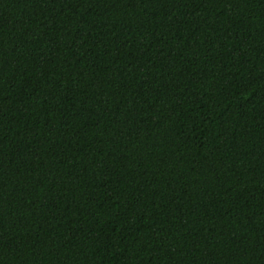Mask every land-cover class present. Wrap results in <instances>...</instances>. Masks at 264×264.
<instances>
[{
  "label": "trees",
  "instance_id": "obj_1",
  "mask_svg": "<svg viewBox=\"0 0 264 264\" xmlns=\"http://www.w3.org/2000/svg\"><path fill=\"white\" fill-rule=\"evenodd\" d=\"M0 264H264V0H0Z\"/></svg>",
  "mask_w": 264,
  "mask_h": 264
}]
</instances>
